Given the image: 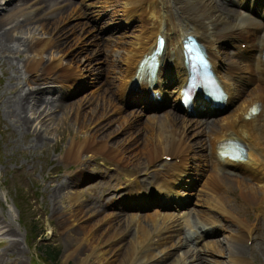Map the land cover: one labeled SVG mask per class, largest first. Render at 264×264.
Wrapping results in <instances>:
<instances>
[{"label": "bare ground", "instance_id": "6f19581e", "mask_svg": "<svg viewBox=\"0 0 264 264\" xmlns=\"http://www.w3.org/2000/svg\"><path fill=\"white\" fill-rule=\"evenodd\" d=\"M54 1L55 0H41L39 2H47L46 6L51 8L54 5ZM97 1L100 2L98 5L99 9L97 8L98 11H100V8L103 6V0H93V3ZM105 1H109L119 8V10L112 15V17H115L112 18V20L115 19L116 21L120 19L121 16L125 21H129L133 18L136 20V25L131 32H128V34L124 33L120 40H113L110 44V48L106 49L107 54L105 55V60L107 61V70H105V82L107 85L104 86L105 88L97 90L92 96H89L88 99L84 100L89 102L92 97L99 92L102 104L95 109V112L99 110L101 111L99 115L104 116L105 111H113L115 113V117L113 118L115 123L113 126L117 125L121 128L132 124L135 125L137 119L141 118L139 116V114L142 113L141 109H121L117 105V102H120L119 100L123 97L122 91L126 88L127 80L134 75L139 57L144 52L149 51L154 45L157 33L164 34L166 38L165 52L162 60V63H165V68L163 65L159 67L158 81L155 80L154 83L153 81H149L148 83H151L153 86L163 87V84L169 80H175V85H178L183 81V76H178V72L181 70L180 39L185 33H194L205 45L214 67L218 70L219 75L225 82V86L232 91L233 102L228 111L217 118L212 124L206 121H199L195 122V125H193L190 122L185 121L183 118L178 117L172 111L161 112L158 114H155V112H147L145 116H143V120L140 122L144 124L143 128L146 130L144 129L141 131V134H138L140 135L138 139H133L137 137V134H134V136L130 137L132 140H129V144L139 149L138 156L131 161V164H129L130 162L128 163L123 155L124 151L122 152L121 147H119L124 138H113L115 131H112L110 135L105 134L106 126H108L107 124L111 123L112 120H109L110 122L107 121L106 123L100 122L101 124L99 123L100 125L98 127L95 126L96 128L94 129L97 131H102L104 129V131H102V136H98L96 132L89 135L90 137H85L84 135L85 138L80 139V137L75 134L66 146V157L76 162L78 160H83L84 156H90L94 159L101 157V163L103 165L108 162L103 158H108L110 162L107 164H109V167L115 172L113 174L114 177H112L115 181L105 184L106 188L113 185L116 181H121L122 183L125 182V188H129L126 191L124 190L119 194L113 195L115 197L113 203L128 205L129 209H137L140 206L134 204L135 202L148 203V201H146L148 199L143 195L141 196L142 191H140L145 183L151 181H154L153 183H159V186L157 183L156 185L161 189V192L163 191L165 194L169 192H174V194H176L175 192H178L177 190H171L174 189L175 180L179 177L180 173L186 172V155L188 154V151L192 153H195L196 151L195 154L199 157L198 160L204 156L205 159L207 158L209 160L210 165L217 169L218 164L222 162L219 161L216 151L224 145L223 139L230 136L240 138L247 147L246 158L242 161L235 162L237 164H229L228 162L224 163L228 164L229 167H237L238 169L236 173H224L223 175L221 173L215 174L214 172L216 171H213V168L209 169V172L205 175V180L203 181L204 189H207L209 194L205 191L206 194L203 202L206 204L205 208L208 207L219 212L222 216L234 223L233 232L228 233L225 238L218 240L223 241L227 247L226 261L228 263L230 262V264H247L249 256L247 254L251 253L253 244L255 245L256 242H251L250 245L247 246L248 248L245 249L246 251H244L241 246H238L237 243L242 242L245 244V240L252 237L257 226L262 227V230H264V68L262 66L263 64H261L262 58L260 56L261 49L264 45V0H237L247 6H254L253 9L258 13L257 15L250 13L248 10L245 15H241L221 4L217 6L213 0ZM6 4L0 10V53H3L4 49L19 52L20 49L18 50L17 48L19 41L12 39L9 34L10 29H14L19 21L12 23V25L6 29L3 25L8 19L5 15V13L8 12H5ZM24 5H29V9L33 8V4L31 3H26ZM66 5L67 7L57 9L53 16L42 17L41 20H37V26L42 29V33H45V36L34 41L33 44L29 42L30 44L26 45V48H28L27 50L32 53L26 56V61L22 65L25 64L30 71L38 70V73L36 72L34 78L31 77V84H29V81V83H27L23 80L25 86L20 85L18 93L13 96L10 102L8 101L5 103L3 107L5 117L8 118L10 123H14V126L18 129L25 128L26 130V127L30 124V118H37L41 115L42 110L40 111L37 108L38 105L42 104L45 108L56 106L55 111L60 110V113H63V111L66 110L68 104L69 106L71 104L73 105L74 102H68V100L65 99L67 97L62 101H54L50 99L40 100V96L36 95L37 91L42 89L41 86L43 84L51 82L56 78L58 81L69 80L66 86L68 87L67 89H70V84L73 82L75 83V75L77 76L75 70L77 66L71 65V63L67 65L69 63L67 62L66 65L68 67L66 70V66L63 65V61L65 60L63 59L62 61L60 55H69L66 61H74L81 64L79 70L82 71L83 75L89 67L88 63L84 62L85 59L87 60L86 55L84 56V61L80 58L79 61L71 59L70 56L75 53L66 54L65 52L67 51H65V48L63 47L68 39L61 41L57 38V35H59L57 33H62L57 29L60 22H64V20L67 19L69 20L74 15L85 14L84 11L74 10L76 4ZM15 9L17 8L13 7L11 11ZM19 11L20 10H18V12ZM50 13L49 11H46V13L42 15L45 16ZM2 17L3 20L1 19ZM77 26L78 28L76 31L78 33H83L88 30L87 26L84 27L83 22H77ZM72 27L71 30L72 33H74L75 26L72 25ZM240 31H244L243 37L247 41V47L238 53V59H236L232 53L224 55L222 51L225 50H222V47L220 48L221 43L225 41L231 45V47H234L237 43V33ZM79 36L80 35H78V37ZM59 38L62 39V37ZM229 41H231V43H229ZM25 42L27 43V40ZM104 42L107 43L109 41L107 40ZM46 50H52V52L54 51V53H58L60 58L54 60L55 62L52 65L42 63L46 70V72H44L40 67L38 68V64L43 61L41 53ZM108 57L111 58L112 62L108 60ZM237 69L238 75L232 76L231 71L235 72ZM163 70V73H167L165 79L162 76L163 73L161 74V71ZM173 72H175L176 77L173 75ZM242 81L248 83V87H246V85L243 86ZM101 82L102 81L100 80V83ZM148 83L141 84L146 87ZM170 83H172V81ZM172 89L169 91H172ZM70 93L73 94V91L71 90ZM57 101L59 102L54 103ZM256 101H258V110L253 114L246 113L251 104ZM35 112L37 115L33 116ZM77 115H79V113ZM40 120L42 121L43 119L40 118ZM190 125L193 128L198 129L197 132H195L197 135L203 134L201 128H206L205 136L202 138L201 136L198 137L195 135L194 138H197V140L191 141V133H189V129L191 128ZM86 128H88V126ZM39 137L40 135L35 134L33 140H39ZM124 141L122 143H124ZM116 143L117 145H115ZM200 149L204 151L205 154H202ZM198 151H200V153ZM166 155H170V158H173V160L170 159L169 161H164L163 156ZM133 156L134 154L131 155V158H133ZM82 163L77 164V167L79 168L77 172H79L78 176L82 177L81 180L88 176V173L86 174L83 169ZM200 166L202 165L200 164ZM141 171L145 175L149 174V177H147L148 179H146L147 182H140V180H138L137 175ZM193 171L196 176L202 171V168H193ZM84 173L85 175H83ZM70 177L71 176H69L70 181L76 179ZM65 186L66 183L65 180H63L60 182L59 189L62 190ZM153 187L156 189L155 185ZM59 189H56L55 191H58ZM234 189L238 192L236 195L238 199L240 198V205L242 203L240 208H244V206H252L258 213H260V215H262L260 218L255 215L254 222L255 220H258L256 225L255 223L250 224V222L246 221L244 216L238 213L237 208H234V206L232 207L230 202H228V199H226L227 190ZM77 191L78 190L75 189L68 197L70 198L69 203L73 206L71 211L75 216L74 221H81L80 226L78 227L79 230L73 232L76 236L75 241L73 243L68 242L67 246L70 248V251L74 252L75 256L80 257V264H86L88 262L87 257H92L95 264H126V260H130L131 263H138L142 262L143 259H146L147 257L154 260H158L159 257H167L165 261L170 262V264H199L196 262L197 254L195 258H192L195 254L191 253L190 256L192 248H186L183 251V253L189 255V257L187 256L186 258V256L182 254V260H179L181 254L176 256L173 255L176 247L183 245L182 241L185 240V237L181 239L177 236V231L182 221L179 216L165 212L160 208L161 206L169 205L167 202H160L159 208L156 207L155 210L151 209V211L144 213L143 216L142 214L132 211L122 213V216L119 217V213L112 211L102 212L100 214V212L95 213L90 209L81 208V203L78 200L80 196ZM130 196L135 198L134 202L130 201ZM180 198H183V196ZM238 199L236 201H238ZM91 212L93 213L88 215ZM208 214L211 213L201 211L197 216L201 221L208 220L209 222L207 225H209L213 221V218L212 216L208 217ZM248 214L249 213L247 212L245 213L246 216ZM144 218H146L145 221L147 224L142 222ZM183 224L185 225L186 223L183 222ZM148 226L154 230L155 235L142 250V253L134 259V245L135 243H145L146 238L150 233L149 228H147ZM206 228L207 227L205 226L203 227L204 230ZM9 231L10 229L8 228L7 232ZM186 237L190 240L195 239V237L191 236V232L187 233ZM125 241H128V247H130L131 250L128 251L126 249L128 252L127 257H122L124 256V252H121L122 255L119 258L117 256L118 250L123 247ZM218 241H208V253H222L221 244L218 243ZM209 243H213L212 246ZM199 258H202V260L204 259L206 261L205 264L209 261L201 256H199ZM185 259L190 262H187Z\"/></svg>", "mask_w": 264, "mask_h": 264}, {"label": "rangeland", "instance_id": "374dc122", "mask_svg": "<svg viewBox=\"0 0 264 264\" xmlns=\"http://www.w3.org/2000/svg\"><path fill=\"white\" fill-rule=\"evenodd\" d=\"M3 1L4 0H0V7H3L9 1V3L6 4L5 11H8L7 13H5L8 19L7 22L3 24L5 29L10 27L12 23H16L17 21H19L20 23H18L19 25L17 24L14 29H10L9 31L10 37L19 41V45L17 48L18 50H20L19 52H16L14 50L12 51L4 49L3 53H0V264H80V257L75 256L74 252L70 251V248H68L67 246L68 242L73 243L75 241L76 236L73 234V232L79 230L78 227L80 226L81 221H74L75 216L72 214L71 211L73 206H71V204L69 203L70 198L68 196L75 189H77V192H79L80 196H78V200L81 203L80 207L83 209H90L95 213L100 212L101 214L102 212H109L112 210L108 207V199L111 196V193H113L111 191L115 189H122L125 185V182L122 183L121 181H116L113 185L106 188L105 184L115 181L114 178H112L114 177L113 174L115 172L114 170H112V168L109 167V164H107L110 161L107 158H103L108 161L104 163L106 165L105 166L101 163V157L94 159L90 156H84L83 160H78L77 163L76 161H73L72 159L66 157V146L75 134L79 136L80 139L90 137L89 135L96 132L98 136H102V131H104V129L102 131H97L94 128L98 127L101 123H106L107 121L112 120L111 123L107 124L108 126H106L105 128V134L110 135L112 131H115V137L113 136V138H124V143H122L123 141H121L119 147H121L122 152L124 151L123 155L127 159L128 163L130 162L129 164H131V161H133V159L138 156L139 149L129 144V140H132V138L130 137L134 136V134H137V137L133 139H138V137L140 136L138 134H141V131L145 129L143 128L144 124L140 123L143 120V117L137 119V121L135 122L136 124H132L133 126L129 125L127 127L124 126L123 128L119 126V128L117 125L113 126V124L115 123V120H113V118L115 117V113L113 111H105L104 116L99 115L101 112L99 110L95 112V109L102 104V99L100 97L99 92L96 93V95L93 96L89 102L84 101L88 99L89 96H92L94 92L100 90L101 88H105L104 86L107 85V83L105 82V70H107V61L105 60V55L107 54L106 49H108V47L110 48V44L113 40H120L122 37L109 35V42H104L99 38V36H97L99 34H97L98 28L94 26L89 20L88 25L92 26L91 29L88 30L89 32L86 31L87 34L84 33L81 36L80 40L77 42V44L74 46L73 41L74 39H77V37L75 36H78V32L75 31L74 37H72L73 35L70 34L71 28H69V25H71L75 20L71 18L69 20H64V22L62 23L60 22L58 25V29H65L57 37L61 41L68 39L66 44L63 46L65 48V51H67L65 53H75L71 55L70 58L75 59L76 61H79V58L83 59L82 61H84L85 56L82 55L83 52H78V49H82V51L88 53L86 55L91 58L90 64L86 59L84 62L87 61L86 63L89 64V67H93L94 70L101 67L98 76L99 83L95 87L87 86L81 89L79 92L75 93L74 95L67 97L68 102H74L75 104L73 103V105L71 104L70 106L68 104L69 107L67 106L66 110L63 111L64 114L60 113V110L55 111L56 106L45 108L44 106H42V104L38 105L37 108L40 111L42 110L41 115L37 118L31 117L29 120L30 124L28 127H26V130L25 128L18 129L16 126H14V123H10L8 118L5 117L3 107L5 103H7L8 101L10 102L13 96L18 93L20 85L25 86L23 80H25L27 83L30 82L29 84H31V79L34 78L36 72L38 73V70L30 71L28 70V67H26L25 64H22L25 63L26 56L32 53L27 50L28 48H26V45L33 43L39 38L45 36V33H42V29H40L39 26L36 25V22L39 18H42L44 16H42V14H45L46 11H49V8L45 9L46 5L44 4V2H39L41 0H6L5 2ZM57 2L58 0L54 3ZM26 3L33 4V10L29 9V5H24ZM60 4L59 6L63 5ZM13 7L17 9L11 11ZM110 9V5L104 8L103 17L101 18L100 22L97 21V26L101 25L103 19L109 16L108 14L110 12ZM18 10L20 11L18 12ZM3 17L1 18L2 20ZM90 19L92 21L94 20V17L92 16V18ZM76 20L85 21L81 17L77 18ZM59 37H62V39ZM26 40L27 43L25 42ZM101 43L103 44V48H99ZM41 56L43 58V61L38 64V68L40 67V69L44 72H46V70L43 67V64L46 63L52 65L55 62L54 60L60 58V56L62 58V61L63 59L65 60L63 61V65L66 66V70L68 67L67 65H69L70 63L73 66H77V68L81 67V64L77 62L66 61L69 55L59 56L58 53L56 54L54 53V51L52 52V50L43 51V53H41ZM108 60L112 62L111 58L109 57ZM67 62L69 63L66 65ZM98 64L101 66H99ZM100 80L102 81L101 83ZM57 84V82H53L50 86ZM67 88L68 87H66V89ZM53 91L55 92L56 90L53 89ZM36 95L40 96V100L51 96V94L49 93L41 94L39 91H37ZM58 102L59 101L54 103ZM166 109L168 108H165L164 110ZM92 111H94L95 113ZM78 113L79 115H77ZM36 115L37 113L35 112L33 116ZM177 115L180 114L177 113ZM40 118H42L43 120L41 121ZM211 119H213V117H211ZM87 126L88 128H86ZM194 129L195 128L193 127L189 129V133H191V141L197 140V138L194 137L195 135H197L195 134V132H197L198 129ZM201 129L206 130V128ZM35 134L40 135L39 140H33ZM197 136L202 137L203 135L199 134ZM115 145H117V143ZM133 154L134 156L133 158H131V155ZM80 163L83 164V169L86 174H89V178L81 180L82 177L78 176V172V175L74 177L76 178L75 182L78 181V184H76L75 186V183L73 185V183L69 179V171L71 169H74L76 171L75 168L79 169L77 167V164ZM83 175H85V173ZM147 177H149V174L145 175L142 171L137 175V178L138 180H140V182H147ZM63 180H65L66 186L61 190L59 189V186L60 182H62ZM187 180H190V177H187ZM148 185L149 183H145L142 189H145L146 187H148ZM193 187L194 188L192 190L187 191V194H190L188 204L181 208L179 212L181 214L182 221L185 218L186 222L190 225H193L197 220V211L205 210V207L203 206L205 205V203L203 202L204 196L202 197V194L197 195V190L201 188L200 183L197 182L196 184H194ZM56 189L59 190L55 191ZM200 190L201 189H199V192H201ZM227 194L228 202H230V205L232 207L234 206V208H237L238 213L244 216L246 221L250 222V224L255 223L256 225L258 220H255L254 222L255 215H257L258 218H260L262 215H260V213H258L256 210L251 209L248 206L240 208L242 203L240 205V198L238 199L236 195L238 194L236 189L227 190ZM237 199L238 201H236ZM118 209L119 208L117 207L113 208L114 211H118ZM209 210L214 213V210ZM142 211L143 210H139V213H141ZM93 212L89 213L88 215L92 214ZM246 212L249 213L247 216L245 215ZM143 215L144 214H142V216ZM121 216L122 214L119 213V217ZM145 220L146 218H144L142 222L147 224ZM226 222L229 223L227 219ZM228 227L233 228V224L227 226V228L223 225V233L218 232L217 234L209 237L219 239L223 238L224 235L227 236L228 234L226 232H229L230 230L232 231V229H228ZM8 228L10 229L9 232H7ZM147 228H149L150 233L146 238L145 243H135L134 245V259L142 253V250L146 247V245L152 240L155 235L154 230H152L151 227L148 226ZM185 230L186 228L183 227L182 229V227H180L179 237H181L186 232ZM254 241L256 243L255 245L253 244L251 253L247 254L249 255L248 264H264V230H262V227L257 226V228L254 230L252 242ZM43 243H49L54 250L58 251L53 261L46 259L45 255L42 253L40 248ZM220 244L222 253L217 254L206 253V249H203L205 245L202 244L199 245L200 247L193 248L192 251L198 253L196 262L199 264H205L206 261L203 259V262L202 258H199V256H201L209 260L206 264H228L224 256L226 254L227 247L223 243ZM237 245L243 247L241 243ZM189 247L191 246L179 245L174 250L173 255L176 256L184 254L183 251ZM244 248L247 249V247ZM126 249L128 251L131 250L130 247H128V241H125L123 247L118 250L117 256L120 258V256L122 255L121 252H124V256L122 257H127L128 252L126 251ZM192 251L190 252V256ZM184 256L189 257V255L185 254ZM195 257L196 255L192 258ZM149 258L147 257L146 259H143L142 262L138 263H131L130 260H126V264H170V262L165 261L167 257H159L158 260ZM92 259V257H87L88 262L86 264H95V261Z\"/></svg>", "mask_w": 264, "mask_h": 264}, {"label": "trees", "instance_id": "16d2710c", "mask_svg": "<svg viewBox=\"0 0 264 264\" xmlns=\"http://www.w3.org/2000/svg\"><path fill=\"white\" fill-rule=\"evenodd\" d=\"M41 248H42V253L45 255V258L46 259H50V260H53L58 251L57 250H54L52 246H50V244H42L41 245Z\"/></svg>", "mask_w": 264, "mask_h": 264}]
</instances>
